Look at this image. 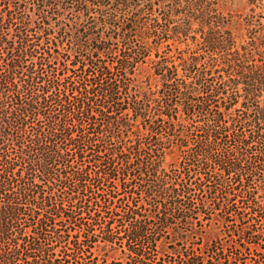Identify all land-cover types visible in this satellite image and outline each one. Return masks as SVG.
<instances>
[{
	"label": "trees",
	"instance_id": "obj_1",
	"mask_svg": "<svg viewBox=\"0 0 264 264\" xmlns=\"http://www.w3.org/2000/svg\"><path fill=\"white\" fill-rule=\"evenodd\" d=\"M238 3L241 7L237 8ZM263 6L264 0H0V245H11L0 246V264L15 263L24 250L29 264L56 261L42 245L37 225L14 223L26 210L37 218L36 224L57 218L47 210L39 213L56 195L53 189L68 188L69 179L77 183L85 180L82 171L61 168L63 164L69 167L64 145L70 142L76 158L82 160L87 145L96 148L102 141V155L91 149L99 169L104 166L99 174L108 182L118 179L119 189L124 188L133 198L129 180H120L116 164L120 161L126 172L135 164L142 174V193L156 201L158 210L148 208L141 214L136 208L130 209L133 215L124 238L131 253L139 254L130 246L136 240L149 248L157 246L163 235L160 230L151 234L150 227L169 228L173 214L166 209L181 205V189L192 191L191 181L194 188H203L215 168L220 185L226 182L224 174L240 175L234 183L250 195L247 203L251 215L264 210ZM243 9V19L236 22L234 16L240 18ZM255 20L260 23L259 33L252 31ZM113 41L140 43L142 47L134 55L148 56L154 65L152 75L161 87L170 88H130L138 85L130 76L136 60L124 50L108 62ZM64 42L71 54L63 47ZM164 42L180 45L178 58L158 53ZM61 46L65 57L59 56ZM72 70L93 78L87 85H98L99 94L92 91L94 88H77L65 74ZM114 70L116 77L112 76ZM213 76L216 80L212 82L209 77ZM20 85L38 88H18ZM211 86L219 88H208ZM75 99V106L68 107ZM50 105L53 113L46 111ZM177 108L182 109V115L177 114ZM42 118L45 123L34 122ZM196 118L201 121L196 131L204 140L196 139L191 146L185 132ZM136 119L142 126L133 123ZM31 121L34 123L28 129ZM75 130L79 131L74 135ZM225 137H233L239 149L220 148V157L214 158L211 152ZM254 144L260 149L250 152ZM11 145L17 146L14 156L9 151ZM173 145L185 155L174 154L171 161H188L181 183L176 184L168 180L170 173L164 164ZM204 160H210L214 169L205 166V171ZM213 188H208L211 209L222 210ZM84 191L85 186L72 189V196H81ZM232 196L226 192L228 207ZM108 197L116 196L108 193ZM197 204L184 207L180 221L186 228L173 231L168 246L162 243L165 249L172 245L170 249L178 252L180 241L199 234L191 212L201 211L206 201ZM60 212L65 219H73L65 210ZM244 219L242 216L241 221ZM111 223L108 220L106 227ZM253 224L244 223L240 229L243 236L248 234L251 244L258 243L253 238L262 233L252 230ZM51 227L56 241L66 238L60 228ZM219 234L210 228L205 237L210 240L209 235ZM32 235L36 237L33 240ZM106 235L102 237L104 243H115Z\"/></svg>",
	"mask_w": 264,
	"mask_h": 264
},
{
	"label": "rangeland",
	"instance_id": "obj_2",
	"mask_svg": "<svg viewBox=\"0 0 264 264\" xmlns=\"http://www.w3.org/2000/svg\"><path fill=\"white\" fill-rule=\"evenodd\" d=\"M235 7H241L240 3H238ZM240 12H242V14H240L242 15L240 18L238 14L234 16L236 22L243 19L246 10L243 9ZM261 12H263L264 19V6L263 11ZM257 14L259 15L260 13ZM140 21L142 22V18ZM255 24L256 26L254 27ZM255 24L252 25V31L256 29L257 33H259L260 28L258 27L260 23L255 20ZM139 25L137 28L140 27ZM261 39L264 38L261 37ZM139 44L140 43L136 41H113L111 44V51L108 54V58H106V60L108 62H112L117 59L120 52L127 50L126 53L134 56L137 64L136 69L132 74L133 76H130L132 81L137 82L138 85L132 86L130 88H170L166 86L161 87L159 81H157L154 75H152L154 65L148 56L142 58V56L138 54L134 55L142 47ZM160 46L161 47L158 53L161 55L171 54L173 55L172 58H178L180 55L179 48L177 47L180 46L178 43L164 42L161 43ZM63 47L67 48L70 52V46L67 42L63 43ZM61 52L62 53H60L59 56L65 57L66 51L62 49V46ZM65 74L69 75V80L71 82L76 83L75 86H77V88H94L92 90L94 93L99 92L100 87L98 85H94V87H89L87 85L90 83V81H93L91 80L93 78L89 79L88 76H83V72L80 70L68 71ZM116 74V70H114L112 76L116 77ZM209 78L212 79V82L216 80V77L214 76ZM18 88L38 87H26L20 85ZM208 88H219V86H211ZM96 97L100 98L101 96L98 95ZM242 99L243 98L241 97L239 102ZM76 100L77 99L71 101V104L68 107L75 106ZM53 110V105H50L48 109H46V111H50V113H53ZM74 110L77 114L76 107ZM237 112L238 111H236V115ZM182 113V109L177 108V114L180 116ZM34 122L45 123L46 119L42 118L41 121L34 120ZM34 122L31 121L30 124L27 125V128L30 129ZM133 123L139 127L142 126L140 120L133 121ZM200 123L201 121L197 118L193 119L191 125L185 132L188 135V144L191 146L194 145L196 139L197 142L204 140L203 137L198 134V131H196V126H198ZM235 127L239 128L238 125ZM77 131L79 130L73 131V134L75 135ZM248 132L249 130L246 131V133ZM104 145L105 144L102 141H99L96 148H94V146L87 145L86 151L84 153V156L86 157H84L82 160L76 158L75 149L71 142L67 145H64V149H66L68 152L67 165L69 167L65 168L63 164L61 167L62 170H67L69 172L77 170L82 171L85 180H83L81 183H77L74 178L69 179L67 180V182L70 184L68 188L63 187L61 189H53L55 190L56 195L53 196V199L47 203L43 209L39 211V213L47 210V214L53 213L57 218L51 219L50 221L43 219L42 222L40 221L38 224H36L37 218L34 219L29 213L30 210H26V214L20 215L18 220L14 223L16 226H21V224H24V222H30L34 225H37L36 230L37 232H40L41 237H43V240H41L42 245L46 250H48V252H50L51 256L57 258L54 264H264V210H259L257 216L255 217L254 215H251L249 213V203H247L250 195L247 193L245 194L243 191H241V186H239V184L237 186L236 183H234V181L237 180L240 175L236 176L234 174H224L223 178L226 182L220 185L217 183L220 176L219 174L215 173L217 168L214 169L213 163L210 160L208 163H206V160H204L205 164L203 166L205 171H207L205 166H208L212 170L214 169L211 173L213 176L211 175V177H209L210 179L206 181L205 185L203 184V188L201 187L199 189V186H195L194 188L195 182L191 181L193 186L192 191L184 192L182 189L180 191V193H182L181 205L166 209V211L173 214V224L169 228H162V230L160 229V226H157L156 229L155 226L150 227L151 234L154 233V230H160V234L163 235L160 237L161 239L157 246L149 248L146 244L142 243V240H136L131 242L130 246L133 249H137L139 254L131 253L127 248V244H125L124 238L125 228L126 230L128 229L127 224L133 215L130 209L136 208V210L142 214V212L146 213L145 210H148V208H151L153 211L157 212L158 207H156V201L154 199H151V197H147L142 193V174H140L138 169L135 168V164L132 166L133 168L129 169V172L124 171L120 161H118L116 164V168L120 172V180H129V183L127 182L128 190L133 191L135 196L134 198L130 193L125 194L124 188L119 189L118 179L108 182L103 177V174H99V170H102L104 166L101 164V169H99V163L96 161L97 157L95 156V152H93L91 149L94 148L99 151L104 150ZM9 148V151L12 154L11 156H14L13 153L17 146L11 145ZM220 148H225L228 150L239 149L237 142L233 137H225L221 142H219L217 150L215 149L213 152H211L214 158L220 157ZM259 149L260 146H258V144H254L252 149L249 151L256 152ZM170 150L172 153L170 152L167 154L164 164L170 173V178L168 177V180L170 183L174 182L176 184L180 182L183 176V171L187 168L188 161L185 158L181 161H171L174 154H183L184 157L185 152L178 150L176 145L171 146ZM221 152L223 153L224 151ZM229 153L233 154L231 151ZM97 154L102 155L103 151H100V153L97 152ZM105 157L106 156H103V158ZM1 163L2 161L0 162V171L2 166ZM255 164L256 163H254V165ZM174 168H176V172L174 171ZM85 174H87V176ZM199 177V175H196L195 177V180L198 182ZM184 182L185 179H182V183ZM84 186L86 187L87 191H84L83 195L80 196L79 194L75 195V197L72 196V189L77 190L78 188L81 189V187ZM209 186L212 188L215 187L213 188L216 191L217 198L215 200L216 202L219 201L221 203L222 210L211 209L213 207V203L210 201L211 194L209 193ZM226 192L229 194H234V196H232V205L229 207L227 205L228 200H226ZM108 193L113 194L116 197L109 200ZM202 200L206 201V205L201 207V211L194 210L195 212H191V215L193 216L194 227L198 230L200 235L193 234L192 240L180 241L177 247L179 250L178 252L170 249V246L172 245H169V247L165 249L162 246V243H164L165 247L168 246L169 243H167V241L173 237V231L186 228V225L180 221V217L184 212V207L186 205L198 206L197 203L201 202ZM168 202L169 201H167V206H170L168 205ZM59 204L60 208L58 209L57 206ZM61 209L65 210L69 214H72L73 219H65V217H62L60 214ZM203 212H206L207 215L203 216ZM242 216L245 218L244 221H241ZM108 220H111L112 223L111 226L107 228L106 222ZM41 223L44 225L42 228L40 225ZM244 223H254L252 230L255 232H262L260 236L253 238L254 240L258 241V243L251 244L248 242V238H250L247 236L248 234L245 236L242 235L240 229L241 225L243 226ZM46 224L48 225L46 226ZM116 224L118 226H115ZM54 225L56 228L58 227L64 231L62 233L66 234V238L60 241L55 240L53 237L54 229L51 227ZM87 226L89 231H87ZM26 227L27 231H29L31 226H28L27 224ZM210 228H215L217 232L220 231V234L217 236L209 235L208 237L210 240H207L205 235L208 233ZM108 231H111V233L106 235ZM105 235L110 236L112 240H115V243L112 245L109 243H104L102 241V237ZM33 238L36 237L32 235L30 239L33 240ZM71 239H74L75 243H71ZM86 244H90V247H88ZM0 246L3 248H9L11 245L8 242H3ZM25 252L26 251L24 250L13 264H29L28 261L24 259ZM35 254H38V252H35ZM142 254L144 257H142ZM187 256H190L191 259H185Z\"/></svg>",
	"mask_w": 264,
	"mask_h": 264
}]
</instances>
